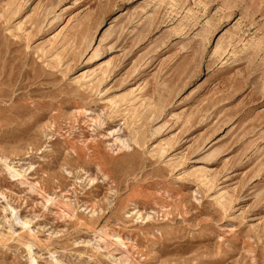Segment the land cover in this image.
Masks as SVG:
<instances>
[{
  "label": "rangeland",
  "instance_id": "obj_1",
  "mask_svg": "<svg viewBox=\"0 0 264 264\" xmlns=\"http://www.w3.org/2000/svg\"><path fill=\"white\" fill-rule=\"evenodd\" d=\"M0 264H264V0H0Z\"/></svg>",
  "mask_w": 264,
  "mask_h": 264
}]
</instances>
